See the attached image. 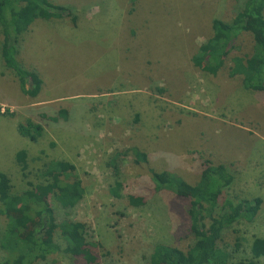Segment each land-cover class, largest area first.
Returning <instances> with one entry per match:
<instances>
[{
  "label": "rangeland",
  "instance_id": "374dc122",
  "mask_svg": "<svg viewBox=\"0 0 264 264\" xmlns=\"http://www.w3.org/2000/svg\"><path fill=\"white\" fill-rule=\"evenodd\" d=\"M48 1L69 15L36 21L17 44V61L42 80L35 97L22 93L0 53V171L17 193L44 181L40 172L50 159H65L75 165L85 191L68 209L51 198L55 226L44 239L61 250L35 264H150L157 243L187 250L194 240L189 200L156 190L151 170L195 183L207 160L234 176L221 199L262 200L252 221L224 229L220 247L231 262L264 264V256L251 254L253 239L264 238V91L245 88L241 75L229 74L235 56L255 65L257 38L242 33L215 75L193 59L207 51L213 27L230 20L245 0ZM1 40L0 30V46ZM28 118L44 127L36 141L17 131ZM132 148L146 153L147 161L135 162ZM20 149L27 152L25 177L16 161ZM116 154L118 175L111 165ZM130 194L142 196L144 204H130ZM64 218L89 228L94 245L85 257L63 251L57 224ZM6 221L0 212V238ZM6 256L0 246V264Z\"/></svg>",
  "mask_w": 264,
  "mask_h": 264
},
{
  "label": "trees",
  "instance_id": "16d2710c",
  "mask_svg": "<svg viewBox=\"0 0 264 264\" xmlns=\"http://www.w3.org/2000/svg\"><path fill=\"white\" fill-rule=\"evenodd\" d=\"M69 12L61 5H52L48 0H0L1 58L4 65L13 71L23 94L35 97L42 80L38 72L23 67L16 59L20 35L38 19L47 21L68 16ZM220 22L213 27L212 35L205 42L207 51L194 56V61L202 60L207 71L215 75L238 37L244 32H250L257 38L252 53L255 65L251 61L245 63L241 57L235 56L229 74L241 75L245 88L264 91V0H245L230 20ZM58 114L66 117L67 110L61 109ZM53 119L57 120V117ZM16 128L21 136L30 141L38 140L44 133L43 125L31 118L18 122ZM130 151L135 156V162L147 161L146 153L136 148ZM119 155L111 159L113 171L117 175ZM26 157L24 149L17 151L16 161L24 177L28 167ZM75 170V165L69 160L50 159L40 172L44 181L30 184V188L17 193L12 191L9 176L0 171V212L7 219L0 246L7 253L6 264H35L61 250L55 241L45 240L44 234L47 229L55 226V210L51 198L62 209H68L83 197L85 190ZM151 178L156 190L183 194L188 198L187 214L194 240L187 250L164 243L155 244L149 257L150 264H247L243 260L231 262L229 252L220 247L219 241L224 229L236 221H252L262 200L260 197L238 201L221 199L223 191L234 180L233 174L224 164L205 161L195 183H189L168 170H151ZM120 186L121 183L117 182L111 188V193L118 196ZM128 199L135 206L145 202L142 196L134 194L128 195ZM12 212L20 215L21 223ZM32 224V231L25 234L24 227ZM57 228L64 235L65 253L85 257L86 248L94 245L88 240L90 232L84 222L64 218L58 222ZM251 254L254 258L264 256L263 237L253 239Z\"/></svg>",
  "mask_w": 264,
  "mask_h": 264
},
{
  "label": "crops",
  "instance_id": "0c3cea01",
  "mask_svg": "<svg viewBox=\"0 0 264 264\" xmlns=\"http://www.w3.org/2000/svg\"><path fill=\"white\" fill-rule=\"evenodd\" d=\"M38 20H42V19H38ZM38 20H36V21H38ZM36 21L29 27V29L28 30H30L31 29V27L36 23ZM46 21V20H45ZM48 23V22H47ZM47 23H45L44 25H47ZM28 30L26 31V32H28ZM25 33V32H24ZM23 33V34H24Z\"/></svg>",
  "mask_w": 264,
  "mask_h": 264
}]
</instances>
